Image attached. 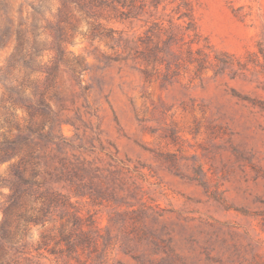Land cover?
<instances>
[{
    "label": "rangeland",
    "instance_id": "obj_1",
    "mask_svg": "<svg viewBox=\"0 0 264 264\" xmlns=\"http://www.w3.org/2000/svg\"><path fill=\"white\" fill-rule=\"evenodd\" d=\"M58 6L0 0V69L21 41L32 62L12 74L29 77L33 106L39 66L55 61ZM71 7L76 27L62 23V44L87 68L80 88L61 65L57 80L75 93L45 95L54 117L45 129L56 135L49 148L61 144L98 176L85 178V196L50 211L46 229L71 227L76 210L77 230L92 240L79 249L85 264H97L96 249L104 264H264V0H140L123 21L102 10L114 38L132 39L130 52L92 39L90 20ZM9 94L0 82V131L6 122L26 130V101ZM8 164L0 163V220Z\"/></svg>",
    "mask_w": 264,
    "mask_h": 264
},
{
    "label": "trees",
    "instance_id": "obj_2",
    "mask_svg": "<svg viewBox=\"0 0 264 264\" xmlns=\"http://www.w3.org/2000/svg\"><path fill=\"white\" fill-rule=\"evenodd\" d=\"M138 1L140 0H58L55 25L58 42L55 61L49 68L40 64L39 70L44 76L36 79L37 83L32 91L38 96L39 106L31 105L24 96L31 83L29 77L25 76L19 80L12 74L14 64L23 62L27 65L32 62L30 53L23 47L21 41L18 40L15 50L11 53L7 69L3 71L0 69V82L10 93L8 99L13 94L24 98L26 109L29 111V124L26 130H22V125L16 124L17 130L14 133L11 124L6 122L7 129L0 131V163L9 162L2 184L10 188L7 200L2 206L3 216L0 220V264H58V259L85 264L79 249H83V244L92 240L89 231L77 230L80 217L76 210L71 216V227L67 228L65 224L57 229H46L45 223L50 218L52 209L70 205L72 196L80 197L87 194L84 188L85 178L89 177L91 181L98 174V169L88 161H75L62 154L64 146L59 143L55 149L49 148L48 143L52 142L56 135L52 133V128L45 129L49 119L54 117L50 114L52 111L44 98L48 92H53L56 98L65 92L75 93L74 85L65 87L58 82L57 74L61 65L67 67V72L80 88L81 77L87 68L83 57L70 60L62 44L66 33L62 23H68L71 28L76 27V23L71 20L73 18L71 6L90 20L92 39L106 37L112 47L121 41L123 50L130 52L134 46L132 39L124 37L121 33L118 38H114V30L105 28L99 17L102 10H107L109 13L107 17L110 18L121 21L132 18ZM13 104L11 102L10 107ZM35 117L39 119L34 120ZM53 121L55 123L57 120ZM31 135L36 136L39 148L32 144ZM58 185H61V188ZM61 189L66 190V193ZM27 200L39 202L38 207L32 204L24 206ZM38 224L43 230L41 229L39 236L34 238L29 231L31 225ZM94 252L98 258L97 264H104L99 258L101 251L96 249Z\"/></svg>",
    "mask_w": 264,
    "mask_h": 264
}]
</instances>
